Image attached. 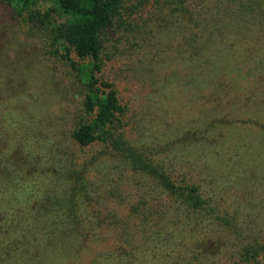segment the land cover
I'll return each mask as SVG.
<instances>
[{"label": "trees", "instance_id": "16d2710c", "mask_svg": "<svg viewBox=\"0 0 264 264\" xmlns=\"http://www.w3.org/2000/svg\"><path fill=\"white\" fill-rule=\"evenodd\" d=\"M2 1L49 33L48 53L71 67L84 97L70 135L62 125L53 129L34 109L40 96L31 62L24 71L27 105L5 124L0 113V264H262L263 241L244 242L259 237L252 221L227 206L217 188L179 171L170 150L134 144L120 91L100 74L104 54L113 58L107 44L135 45L132 57L142 61L169 41L194 64L191 86L215 88L216 95L233 67L246 63L241 80L257 83L264 0ZM50 59L36 65L37 78L52 77ZM72 84L59 93L69 95ZM95 142L110 150L103 176L98 160L84 161L73 148Z\"/></svg>", "mask_w": 264, "mask_h": 264}, {"label": "rangeland", "instance_id": "374dc122", "mask_svg": "<svg viewBox=\"0 0 264 264\" xmlns=\"http://www.w3.org/2000/svg\"><path fill=\"white\" fill-rule=\"evenodd\" d=\"M50 43L47 31L31 23L28 15L19 12L15 4L0 0L2 122L7 123L11 112L18 115L27 105L24 101H28L26 96L31 86L25 90L24 71L32 62L35 66L32 91L34 97L40 96V105L35 111L45 115L50 127L58 129L62 125L70 135L82 111L84 89L77 83L72 84L71 67L59 55L49 54L54 49ZM173 44L169 41L157 44L154 50L143 53L142 61L132 57L137 51L135 45L124 41L107 44V52L113 58L108 59L104 54L100 76L114 81L120 91L121 101L126 105V134L140 148L162 154L170 150L178 157L175 164L179 171L190 170L210 190L217 188L227 206L234 207L241 218L252 221L259 237L244 242L255 245L260 238L263 244L264 61L257 66L258 75H254L259 82L248 85L242 81L251 66L235 65L227 78L224 77L223 91L217 90L213 95L215 88L190 85L189 77L194 79L197 73L193 72L194 64L184 59L186 51ZM234 54L238 59L235 51ZM44 58H51L52 63L53 75L47 81L42 76L37 78L36 74V65L40 66ZM212 76L215 80L218 78L214 73ZM67 84L73 85L71 93H59ZM53 88L58 90L56 99L51 98ZM73 148L84 161L98 160L100 176L110 172L111 164L107 160L110 150L102 143L86 147L73 145ZM228 155L233 160L231 164L224 158ZM258 261L264 264L261 256Z\"/></svg>", "mask_w": 264, "mask_h": 264}]
</instances>
